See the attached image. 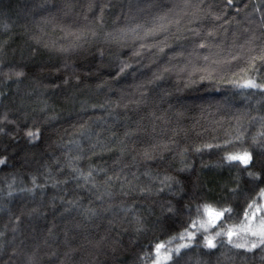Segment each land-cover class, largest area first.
<instances>
[{
    "label": "trees",
    "instance_id": "1",
    "mask_svg": "<svg viewBox=\"0 0 264 264\" xmlns=\"http://www.w3.org/2000/svg\"><path fill=\"white\" fill-rule=\"evenodd\" d=\"M31 1L0 0V264H264V0Z\"/></svg>",
    "mask_w": 264,
    "mask_h": 264
},
{
    "label": "snow or ice",
    "instance_id": "2",
    "mask_svg": "<svg viewBox=\"0 0 264 264\" xmlns=\"http://www.w3.org/2000/svg\"><path fill=\"white\" fill-rule=\"evenodd\" d=\"M245 87H259V85L255 84L253 81H248L245 85ZM30 136L34 135L33 133H29ZM230 160H240L242 163L247 164L250 160V156L245 153L243 156H230L229 157ZM250 208L252 207L251 205L249 206ZM230 211L229 209H224L221 210L219 212L211 209L209 206H204V212L205 214H207L210 217V221L209 223L211 224V226H214V221L219 220L225 212ZM247 213H245V216L247 217ZM197 222L193 221L192 227H196ZM200 227H204V224H200ZM249 232H251V235L258 237V241L257 242H253L251 245V248H248L249 251H251L253 248H256L260 245H264V221H261L260 224L258 225V227L256 228V230H252L251 227H249L247 229ZM233 230L229 229L227 235L229 236V240L231 242V236L233 235ZM191 233H189V236L191 237ZM217 235H220V233H217ZM206 245L208 247H215V244L213 243L212 239H207L206 240ZM237 248H242L245 247V245L243 244H235L234 245ZM164 248L163 244H158L156 246V253L157 256L159 257L160 251L161 249ZM168 257H165V259H167ZM158 264V262H157Z\"/></svg>",
    "mask_w": 264,
    "mask_h": 264
},
{
    "label": "rangeland",
    "instance_id": "3",
    "mask_svg": "<svg viewBox=\"0 0 264 264\" xmlns=\"http://www.w3.org/2000/svg\"><path fill=\"white\" fill-rule=\"evenodd\" d=\"M22 1H23V0H21V2H22ZM95 1H96V0H93L92 3L94 4ZM31 2L33 3V0H32ZM92 3H91V5H93ZM63 4H66V3H63ZM123 4H124V3H123ZM91 5H90V8H88V7H86V8H87L88 10H91V9H92V6H91ZM20 6H21V5H20ZM20 6H18V7L16 6V7H15V12H16V14H18V13L20 12V9H19ZM107 9H108V8H107ZM105 10H106V9H105ZM22 26H23V25H22ZM22 26L20 25L21 28H22ZM100 26H101V25H99V27H100ZM83 33H84V32L80 33V36H76V37H74V39H75V40H78L80 37H81V39H82V37H87V38L90 39V37H91V39L94 40V39H93L94 36H95L94 34H89V33H90L89 31H88L87 33H84V34H83ZM108 35H110L109 32L106 34V36H108ZM113 36H114V37L116 36V38H112V36H111V39L119 40V43L124 42L123 39L121 38V37L123 36L121 33H119V34H117V35H116V34H113ZM35 44H36V45H35L36 47H37V46H38V47L40 46V42H38V43L35 42ZM50 48H51V47H48V46H47V47H46V50H48V49L50 50ZM72 48H73V47H72ZM51 49H53V48H51ZM66 49H67V48L58 47V48H56V51H57V52H58V51H62V52H65V53H66V51L68 50V49H67V50H66ZM74 49H75V47H74ZM74 49H73V50H74ZM62 52H61V53H62ZM63 54H64V53H63ZM199 75H200V74H199ZM78 102H79V101H77V100L70 101V105L73 107V104H74V103H78ZM77 106H80V111H81V109H83L82 107L87 106V105H84V104H82L81 102H79ZM70 112L73 113L74 111L72 110V111H70ZM71 117H72V116H70V115H66L64 118L67 120V119H69V118H71ZM213 167H214V166H213ZM214 222H215V221H214ZM205 227H206V226H205Z\"/></svg>",
    "mask_w": 264,
    "mask_h": 264
}]
</instances>
